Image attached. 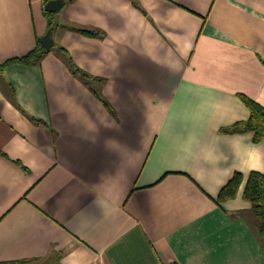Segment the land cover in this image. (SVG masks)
I'll return each instance as SVG.
<instances>
[{
  "label": "crops",
  "instance_id": "1",
  "mask_svg": "<svg viewBox=\"0 0 264 264\" xmlns=\"http://www.w3.org/2000/svg\"><path fill=\"white\" fill-rule=\"evenodd\" d=\"M45 2L0 0V63L49 29ZM52 14L54 46L0 74V262L264 264L243 197L264 139L222 131L248 119L242 96L264 108V0H73Z\"/></svg>",
  "mask_w": 264,
  "mask_h": 264
},
{
  "label": "trees",
  "instance_id": "2",
  "mask_svg": "<svg viewBox=\"0 0 264 264\" xmlns=\"http://www.w3.org/2000/svg\"><path fill=\"white\" fill-rule=\"evenodd\" d=\"M48 1V0H47ZM73 0H64L65 3L71 2ZM48 18L49 28H54L57 24L53 20L54 14L45 12ZM67 28L76 30L82 34L90 36L100 35V31L94 28H83L73 25H64ZM62 51L64 48L60 47ZM49 51V49L44 48V46L38 40L35 47L29 51L27 54L8 59L0 63V74L5 70V68L13 63H20L25 65H31L38 63L44 55ZM68 66L74 75L79 76L85 84L101 99V101L111 109L107 100L102 96L100 91L96 87V83H100L101 79L91 76L88 73L81 70L75 65L70 57L67 59ZM13 92V91H12ZM11 92V93H12ZM243 102L249 108L250 114L248 119L244 121H239L233 123L227 127L222 128V131L226 133H234L240 131H247L251 134V139L254 143H258L264 139V108L255 100L248 98L246 96L241 97ZM37 122L39 120L36 119ZM243 181V175L240 172H235L227 182L222 186L220 192L216 198L219 205L227 200L233 199L238 193V189ZM243 197L252 204L251 213L255 218L254 227L257 235L264 243V173L258 171H251L247 177L245 187L243 190ZM28 260L11 261V262H0V264H27Z\"/></svg>",
  "mask_w": 264,
  "mask_h": 264
},
{
  "label": "water",
  "instance_id": "3",
  "mask_svg": "<svg viewBox=\"0 0 264 264\" xmlns=\"http://www.w3.org/2000/svg\"><path fill=\"white\" fill-rule=\"evenodd\" d=\"M64 0H48L44 4V10L49 13H58L64 6ZM40 43L46 49H50L54 46V40L52 37V28H49L46 33L40 37Z\"/></svg>",
  "mask_w": 264,
  "mask_h": 264
}]
</instances>
